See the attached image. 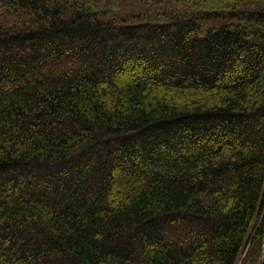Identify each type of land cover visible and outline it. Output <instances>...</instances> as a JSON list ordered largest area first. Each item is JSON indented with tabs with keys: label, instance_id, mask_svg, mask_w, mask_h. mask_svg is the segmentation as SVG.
<instances>
[{
	"label": "trees",
	"instance_id": "1",
	"mask_svg": "<svg viewBox=\"0 0 264 264\" xmlns=\"http://www.w3.org/2000/svg\"><path fill=\"white\" fill-rule=\"evenodd\" d=\"M0 264H264V0H0Z\"/></svg>",
	"mask_w": 264,
	"mask_h": 264
},
{
	"label": "rangeland",
	"instance_id": "2",
	"mask_svg": "<svg viewBox=\"0 0 264 264\" xmlns=\"http://www.w3.org/2000/svg\"><path fill=\"white\" fill-rule=\"evenodd\" d=\"M117 9L120 10L119 8H117ZM137 10H140V9L137 8ZM140 22H143V24H146V21H144L143 19H139V18L132 19V22L131 23H133V25H134V24H138ZM154 23H160V22H154Z\"/></svg>",
	"mask_w": 264,
	"mask_h": 264
}]
</instances>
